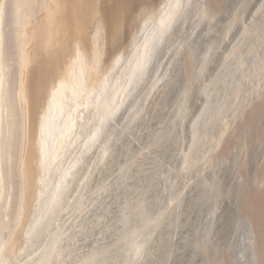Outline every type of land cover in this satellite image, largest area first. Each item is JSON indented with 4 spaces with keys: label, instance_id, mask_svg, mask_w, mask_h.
I'll list each match as a JSON object with an SVG mask.
<instances>
[{
    "label": "rangeland",
    "instance_id": "rangeland-1",
    "mask_svg": "<svg viewBox=\"0 0 264 264\" xmlns=\"http://www.w3.org/2000/svg\"><path fill=\"white\" fill-rule=\"evenodd\" d=\"M189 1L172 51L82 152L58 208L3 263L46 264L39 257L52 245L48 264H219L223 235L237 263L250 261L243 202L264 181V0ZM80 148L75 139L61 164Z\"/></svg>",
    "mask_w": 264,
    "mask_h": 264
},
{
    "label": "bare ground",
    "instance_id": "bare-ground-1",
    "mask_svg": "<svg viewBox=\"0 0 264 264\" xmlns=\"http://www.w3.org/2000/svg\"><path fill=\"white\" fill-rule=\"evenodd\" d=\"M189 2L0 0V264L22 252L58 208L82 152L172 49ZM188 44L179 55L183 65L194 63ZM260 108L251 104L244 124ZM75 139L81 148L62 165L59 157L73 151ZM245 195L252 234L245 264H264V181ZM221 240L219 264H239L230 256L231 237ZM51 246L41 262L48 264Z\"/></svg>",
    "mask_w": 264,
    "mask_h": 264
}]
</instances>
